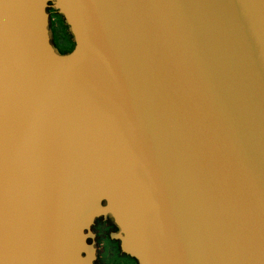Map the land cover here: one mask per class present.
Listing matches in <instances>:
<instances>
[{
  "label": "water",
  "instance_id": "water-1",
  "mask_svg": "<svg viewBox=\"0 0 264 264\" xmlns=\"http://www.w3.org/2000/svg\"><path fill=\"white\" fill-rule=\"evenodd\" d=\"M100 216L138 264H264V0H0V264H95Z\"/></svg>",
  "mask_w": 264,
  "mask_h": 264
},
{
  "label": "flooded vegetation",
  "instance_id": "flooded-vegetation-1",
  "mask_svg": "<svg viewBox=\"0 0 264 264\" xmlns=\"http://www.w3.org/2000/svg\"><path fill=\"white\" fill-rule=\"evenodd\" d=\"M48 10L53 44L61 53H65L69 49L68 46H74V41L68 30V34L66 33L62 17L52 8ZM63 39H66L68 44ZM117 231L118 228L110 216L95 219L91 227L92 235L88 239L96 250L95 264H138L134 258L121 251L119 239L113 236Z\"/></svg>",
  "mask_w": 264,
  "mask_h": 264
},
{
  "label": "trees",
  "instance_id": "trees-1",
  "mask_svg": "<svg viewBox=\"0 0 264 264\" xmlns=\"http://www.w3.org/2000/svg\"><path fill=\"white\" fill-rule=\"evenodd\" d=\"M64 27H65V29H66V33L68 34V32H67V26L64 24ZM64 40V42L66 43V44H68V41L66 40V39H63ZM68 50H67V52L68 51H70L73 47H71V45L70 46H68Z\"/></svg>",
  "mask_w": 264,
  "mask_h": 264
}]
</instances>
